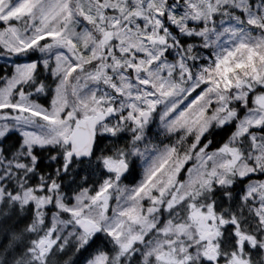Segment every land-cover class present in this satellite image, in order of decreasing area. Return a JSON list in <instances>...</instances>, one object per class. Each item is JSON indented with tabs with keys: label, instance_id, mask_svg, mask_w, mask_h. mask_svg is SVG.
<instances>
[{
	"label": "snow or ice",
	"instance_id": "6c2138e0",
	"mask_svg": "<svg viewBox=\"0 0 264 264\" xmlns=\"http://www.w3.org/2000/svg\"><path fill=\"white\" fill-rule=\"evenodd\" d=\"M0 264H264V0H0Z\"/></svg>",
	"mask_w": 264,
	"mask_h": 264
}]
</instances>
